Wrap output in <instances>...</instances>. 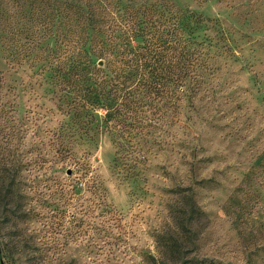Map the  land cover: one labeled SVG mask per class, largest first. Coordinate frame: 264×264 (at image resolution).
Wrapping results in <instances>:
<instances>
[{
  "label": "rangeland",
  "instance_id": "374dc122",
  "mask_svg": "<svg viewBox=\"0 0 264 264\" xmlns=\"http://www.w3.org/2000/svg\"><path fill=\"white\" fill-rule=\"evenodd\" d=\"M176 1L221 32L197 33L213 40L203 89L127 175L113 170L101 111L61 156L54 134L70 117L29 56L28 10L0 0V154L20 164L23 196L0 206V264H157L166 242L175 264H264V0ZM95 174L112 206L95 205Z\"/></svg>",
  "mask_w": 264,
  "mask_h": 264
},
{
  "label": "trees",
  "instance_id": "16d2710c",
  "mask_svg": "<svg viewBox=\"0 0 264 264\" xmlns=\"http://www.w3.org/2000/svg\"><path fill=\"white\" fill-rule=\"evenodd\" d=\"M14 1L18 11L28 10V18H22L28 19L29 56L34 55L35 66L70 117L54 134L61 156L74 157L72 139L87 134L101 111V126L116 149L114 172L139 175V166L150 159L154 147L165 143L164 131L181 121L186 100L203 89L209 65L205 45L213 40L197 33H220L219 21L176 0ZM25 27L13 31L14 56L21 50ZM36 48L42 52L35 54ZM75 163L84 176L93 173L89 162ZM20 169L19 163L0 154V206H21ZM91 183L98 198L95 205L112 206L96 174ZM9 217L4 214V220ZM163 240L158 236L160 245ZM166 245L157 264H175L165 247L175 248Z\"/></svg>",
  "mask_w": 264,
  "mask_h": 264
}]
</instances>
